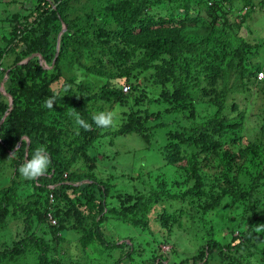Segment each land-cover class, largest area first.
Segmentation results:
<instances>
[{
	"label": "rangeland",
	"instance_id": "rangeland-1",
	"mask_svg": "<svg viewBox=\"0 0 264 264\" xmlns=\"http://www.w3.org/2000/svg\"><path fill=\"white\" fill-rule=\"evenodd\" d=\"M244 1H250L256 7L247 20L251 31L247 38L255 44L254 53L236 52L232 56L231 65L230 57H227L221 66L220 75L212 79L214 84L208 83L206 76L209 72L195 68H189V71L184 61L181 63L165 56L158 57L152 65L149 63L151 67L144 71L127 65L126 69H130L127 77L120 72L124 70V66L119 72L113 73L114 77L110 79L89 75L80 63L87 64L90 61L79 48L80 44L73 46L74 43H69L68 58L57 65L56 60L46 62L38 53L18 62V66H25L30 59L36 57L42 68L55 76L58 74L57 80L52 81L49 89L59 104L53 107L47 124L55 121L69 134L58 145L60 160L64 164L71 162L72 170L79 174L85 173L107 187L103 200L107 212L100 216H105L107 223L103 234L106 241L119 244L126 242L132 247L131 258L120 261L128 248H103L94 239L93 226L88 227L85 222H81L80 214L67 205L64 210L69 209V212L64 216L63 225L66 230L61 232L62 242L55 240L51 243L52 264H152L153 261L156 264H181L185 260H188V264H264V232L254 236L244 250L239 252L223 249L212 252L208 246V241H213L224 247L241 236L245 219L254 210L247 199L248 191L264 159L263 148L256 151L248 147L249 141L257 142L262 134L263 115L259 114L258 107L264 108L261 102L264 99V80L259 82L256 74L239 71L243 63H247L245 68L242 67L245 70L255 63L258 71L264 72V0H232L225 16L231 25L237 15L245 14ZM186 2L189 3V8H186L187 17L195 16L197 6L194 0H183L173 6L174 10L186 7ZM30 6V2L25 0H0V65L4 68V82L21 47V34L18 30L21 25H26L22 13L25 15V9ZM89 6L95 5L90 3ZM164 7L165 5H161L159 9L164 11ZM78 8L72 5L69 10L61 9L74 15ZM201 17H207L204 9ZM98 19L97 29L105 28L103 19ZM66 25L63 22L62 29ZM222 28L221 18H218L210 39L230 44L227 42L231 35L228 27L224 31ZM207 33L206 22H203L192 29L187 28L185 35L192 41H200L205 39ZM12 36L14 42L6 43ZM58 37L57 35V39H52V42L56 40L57 53L61 41ZM88 38L95 41L96 34ZM242 56L251 61L245 62ZM141 58L136 52L132 61ZM100 61L103 63L104 58ZM96 62L100 67V62ZM104 71L108 73L107 69ZM89 84L94 89L89 96L101 95L106 91H111L115 96L85 104L89 108L85 121L91 128H80L77 133L74 117L70 115V108L73 107L62 101L70 96L84 95L82 87ZM125 85H130L132 90L124 93ZM5 87V83L0 86V99L9 104L10 110L12 100L5 94ZM224 92L225 99L224 95H220ZM219 98L224 102L222 111L215 102ZM100 112L114 113L112 126L99 128L95 125L92 117ZM210 121L212 131L209 125L207 133L193 132L198 125ZM232 123L240 124L233 130ZM80 132L85 146H78L74 142L73 133ZM179 147L182 156L189 157L191 151L204 147L218 163L225 152H229L230 157L237 158L238 162L236 168L229 173V178H225L228 183L224 187L215 185L209 195L186 196V183L183 181L187 178V188L194 182L186 173L188 158L174 164L168 162ZM13 152L15 149L10 154ZM247 152L249 155L243 156ZM206 153L201 152L200 155ZM0 155L4 158L0 161L1 191L4 186L6 188L11 184L12 179H24L18 171L21 164L16 168V163L7 158L5 153L0 151ZM21 161L23 163L24 159ZM213 173L212 166L199 169L204 182H213ZM263 175L264 173L261 177ZM223 179L217 183H222ZM25 193L29 194V190L26 189ZM39 193H35L37 197L41 195ZM160 193L175 195L177 198L169 199ZM259 198L257 210L264 215V192L260 193ZM0 200L3 199L0 197ZM148 200L150 203L144 209ZM110 209L121 210L131 222L114 219L108 214ZM6 213V216L5 212L0 214V264H25L22 257L14 252L5 258L2 256L3 245L11 250L12 239L22 230L21 220L13 217L10 209ZM134 222L137 225L134 226ZM259 224H264V221L255 222V226ZM27 261L30 263L37 260L30 258Z\"/></svg>",
	"mask_w": 264,
	"mask_h": 264
},
{
	"label": "trees",
	"instance_id": "trees-1",
	"mask_svg": "<svg viewBox=\"0 0 264 264\" xmlns=\"http://www.w3.org/2000/svg\"><path fill=\"white\" fill-rule=\"evenodd\" d=\"M25 1L30 2L31 6L27 10L25 9V15L22 13L26 25L20 24L21 29L18 30L21 34V37H19L21 47L17 60L13 66L9 67L5 82V91L11 97L12 108L8 110V103L0 99V151H2V154L5 153L7 158L12 159L13 163H16V168H18L20 166L18 164L22 165L26 159H31L35 149L42 145L47 149L51 164L46 174L37 180L24 179V181H16L12 179L11 184L6 188L4 186V189L0 191V197L3 199L0 200V214L5 212L6 216V212L10 209L13 217L21 220L22 228L21 233H17L16 238L12 239L13 248L11 250L3 245L2 256L5 258L8 254L13 255L14 252L22 257L21 259L25 264H52L51 243L55 240H58L59 243L62 242L61 232L66 230L63 225L64 216L69 212V209L66 211L64 209L69 205L71 210L80 214L81 222H85L88 227L93 226L94 239H97L103 248L127 247L128 252L120 261L125 260V258L130 259L132 247L129 244L106 241L103 234V228L106 227L107 223L104 219L105 216L101 218L100 216L106 211L103 200L107 194V187L85 173L79 174L72 170L71 162L64 164L60 160L58 145L61 139L68 137L69 134L58 126L55 121H50L49 125L47 124L50 120L48 116L50 117V114L53 113V107H55V104H59L49 89L52 81L57 80L58 74L55 76L50 71L42 68L36 57L30 59L25 66H18V62L33 53H38L46 62L56 59L55 65H57L68 58L69 43H74L73 46L80 44L79 48L82 52L84 51L86 59L90 61L87 64L80 63L89 75L110 79L114 77L113 73L119 72V69L124 66V70L120 72L121 75L127 77L126 75L130 72V69H126L127 65H130V68L135 66L144 71L151 67L149 63L152 65V62L158 57L165 56L181 63L184 61L188 70L189 68H195L199 71L209 72L206 77L208 83H211L212 79L220 75L221 66L227 57H230L231 65L232 56L236 52L254 53L255 44L247 38L251 34L247 20L251 18L250 16L255 12L256 7L250 1H244L245 14L237 15L232 24L229 25V20L226 19L225 15L228 13V5L232 0H194L197 11L195 12L196 15L192 17H187L188 2L185 3L186 7L174 10L173 6L183 0ZM90 3L95 6L90 7ZM72 5L79 7L76 9V14L73 15L63 11V9L69 10V6ZM161 5H165L164 11L159 9ZM195 5L192 4V6ZM203 9L207 14L206 19L201 17ZM98 17L103 19L105 28L97 29ZM218 18H221V23L224 26L223 31L225 27H228L231 35L228 37L227 42L230 44L219 39H210ZM180 20L183 21L180 22ZM63 22L67 25L60 36ZM203 22H206V29L208 30L205 39L200 41L190 40L185 35L187 28L192 29ZM225 33H228V31L225 30ZM93 34H96L95 41L88 38ZM57 35L61 39L58 53L56 40L52 42L53 38L57 39ZM13 42L14 37L6 40V43L9 44ZM136 52L142 58L138 61H132ZM102 58H104L103 63L100 61ZM242 59L246 60L245 62L251 61V59L244 56H242ZM96 61L100 62V67ZM246 64L243 63L240 66V72L243 71L242 73L247 74L258 72V65L255 63L250 69H242V67L245 68ZM104 69H107L108 73ZM214 82L212 83L214 84ZM93 91L94 89L90 84L85 85L82 87L84 95H69L70 97L64 98L62 102L70 107L72 106L73 109L79 112L80 117L86 120L89 108H86L85 104L99 98L111 99L112 96H115L111 91H106L101 95L89 96ZM220 95H224L225 99V92ZM215 102L219 106V110L222 111L224 109L223 99H216ZM261 102L264 104V99H261ZM258 110H260L259 114L263 115L262 134L257 142H248V147L256 151L260 148L264 150V108L258 107ZM239 124L232 123L233 130ZM209 125L212 131V121H210L198 125L193 132L207 133ZM81 133H73L74 142L78 146H85ZM25 139L28 140V146ZM18 143L20 145L16 147ZM14 149V155L10 154ZM181 151L179 147L168 162L174 164L187 157L186 155L182 156ZM195 151H191L189 157H187L188 159H186L188 163L186 173L193 178L194 182L187 188V178L183 181L184 184L186 183L184 188L187 189L184 195H209V191H212L215 185L216 187H224L228 183L226 179L229 178V173L236 168L237 158L230 157V153L225 152L218 163L214 156L210 157L212 154L208 149L203 147ZM201 152L208 153L200 155ZM244 155L248 156L249 153H244ZM3 159V156L0 155V161H3ZM22 159H24L23 163ZM262 161V167L257 172L247 196L254 210L245 219L241 236L224 247L219 243L208 241V246L212 252L219 249L228 252H239L244 250L245 245L250 243L252 238L258 234L253 231L252 227L255 226L256 221H264V215L257 210L259 208L260 193L264 192L260 191L264 189V175L261 177L264 173V159ZM205 166L213 167V182L208 180L204 182L205 180L200 176L199 169ZM221 179H223V184L217 183ZM26 189L29 190V194L25 193ZM36 192H40L41 195L37 197ZM160 194L169 199L177 198V196L167 193ZM149 203L150 200L147 201L144 209L147 208ZM108 214L120 222H126V220L131 222L126 217L127 214L122 213L121 210L110 209ZM48 215L51 216V219ZM133 225H137V222H134ZM81 239L82 242L85 241L83 237ZM58 251L61 254V249ZM30 258L37 261H30L29 263L27 260ZM152 264H156V262L153 261ZM181 264H188V260Z\"/></svg>",
	"mask_w": 264,
	"mask_h": 264
},
{
	"label": "clouds",
	"instance_id": "clouds-1",
	"mask_svg": "<svg viewBox=\"0 0 264 264\" xmlns=\"http://www.w3.org/2000/svg\"><path fill=\"white\" fill-rule=\"evenodd\" d=\"M64 30L65 29H61V32L59 33L60 36L64 32ZM58 38L60 39V37H58ZM53 60H56V59H53ZM53 63H55V62H53ZM3 71H4V68L2 67V65H0V77L3 75ZM259 73H263V75H264V72L258 71L255 73L256 74V80L261 82L264 80V76L261 79H259L258 78ZM3 76L0 78V86L3 83H5ZM125 86H129V91H131L130 85H125ZM4 92L6 95H8L7 92L5 91V89H4ZM10 104L12 105V101ZM6 114H7V112H6ZM70 115H72L74 117L77 133L79 132L80 128H83L84 130H90L91 125L80 117L79 112H77L75 109L70 108ZM3 120H4V118H3ZM92 120L97 127L108 128V127L112 126V124L114 122V113H112V112H100V113H97L96 115H94L92 117ZM26 143L28 146V140H26ZM18 145H20V143H18L16 147H18ZM14 153L15 152H13L12 155H14ZM25 157H26V155L24 156V158ZM50 164H51V159H50V156L47 152V149H46V147L41 145L35 149V151L32 154L31 159L25 160V162L19 167L18 171H19V174L21 175V177L25 180H37L39 177L46 174V172L49 169ZM64 177H66V175H64ZM252 228L254 229V231L256 233L264 232V224H259V225L252 227Z\"/></svg>",
	"mask_w": 264,
	"mask_h": 264
},
{
	"label": "built area",
	"instance_id": "built-area-1",
	"mask_svg": "<svg viewBox=\"0 0 264 264\" xmlns=\"http://www.w3.org/2000/svg\"><path fill=\"white\" fill-rule=\"evenodd\" d=\"M263 76H264L263 73H259L258 78L261 79ZM123 91L125 93L128 92L129 91V86H124ZM48 216H49V219H51V216L50 215H48ZM52 223H54V222H52Z\"/></svg>",
	"mask_w": 264,
	"mask_h": 264
}]
</instances>
